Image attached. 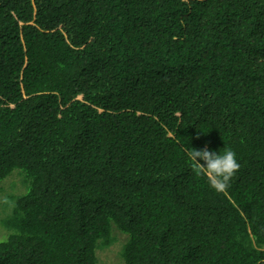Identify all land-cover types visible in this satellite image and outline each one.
Segmentation results:
<instances>
[{
	"label": "trees",
	"instance_id": "trees-1",
	"mask_svg": "<svg viewBox=\"0 0 264 264\" xmlns=\"http://www.w3.org/2000/svg\"><path fill=\"white\" fill-rule=\"evenodd\" d=\"M205 147L237 154L226 191ZM15 170L0 264H97L115 233L123 264H264V0H0Z\"/></svg>",
	"mask_w": 264,
	"mask_h": 264
},
{
	"label": "clouds",
	"instance_id": "clouds-1",
	"mask_svg": "<svg viewBox=\"0 0 264 264\" xmlns=\"http://www.w3.org/2000/svg\"><path fill=\"white\" fill-rule=\"evenodd\" d=\"M186 154L193 173L205 177L209 187L218 192L226 191L231 186V181L241 167L236 152L231 148L224 149L222 153L207 147L191 148Z\"/></svg>",
	"mask_w": 264,
	"mask_h": 264
},
{
	"label": "rangeland",
	"instance_id": "rangeland-1",
	"mask_svg": "<svg viewBox=\"0 0 264 264\" xmlns=\"http://www.w3.org/2000/svg\"><path fill=\"white\" fill-rule=\"evenodd\" d=\"M0 189V215L1 205L5 202L8 196H13L23 192L22 176L20 172L15 170L10 176L4 179ZM2 231H0V238ZM125 242V236L120 233H115L114 241L111 245L105 248H98L96 251L97 264H123L120 255V250Z\"/></svg>",
	"mask_w": 264,
	"mask_h": 264
}]
</instances>
